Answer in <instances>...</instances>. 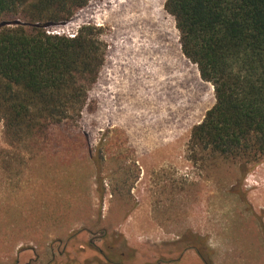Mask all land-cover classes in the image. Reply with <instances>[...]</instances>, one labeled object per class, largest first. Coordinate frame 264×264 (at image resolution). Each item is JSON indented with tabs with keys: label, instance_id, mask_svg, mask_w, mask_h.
Here are the masks:
<instances>
[{
	"label": "rangeland",
	"instance_id": "1",
	"mask_svg": "<svg viewBox=\"0 0 264 264\" xmlns=\"http://www.w3.org/2000/svg\"><path fill=\"white\" fill-rule=\"evenodd\" d=\"M107 1L46 27L93 26L102 43L79 117L15 145L0 123V264H205L196 235L211 264H264V154L189 149L213 85L182 53L165 0L149 23ZM20 21L0 15V27Z\"/></svg>",
	"mask_w": 264,
	"mask_h": 264
},
{
	"label": "trees",
	"instance_id": "2",
	"mask_svg": "<svg viewBox=\"0 0 264 264\" xmlns=\"http://www.w3.org/2000/svg\"><path fill=\"white\" fill-rule=\"evenodd\" d=\"M88 0H0V15L23 21L0 27V123L5 142L79 117L103 61L93 26L66 36L46 32ZM181 51L214 88L215 103L192 127L189 149L256 161L264 154V0H165ZM186 236V235H185ZM205 264L211 250L188 236Z\"/></svg>",
	"mask_w": 264,
	"mask_h": 264
},
{
	"label": "bare ground",
	"instance_id": "3",
	"mask_svg": "<svg viewBox=\"0 0 264 264\" xmlns=\"http://www.w3.org/2000/svg\"><path fill=\"white\" fill-rule=\"evenodd\" d=\"M162 1L163 0H108L107 2L110 4H113L112 7H113L114 16L119 17L121 13H124V12L128 13L130 11H133L134 13L132 14L133 18L131 22L133 23L134 22H148L149 23V22L154 21L155 19L154 16L157 17L158 15H160L161 10L159 7ZM261 188H264V185ZM254 199L255 198L253 197L251 198V200H254Z\"/></svg>",
	"mask_w": 264,
	"mask_h": 264
},
{
	"label": "built area",
	"instance_id": "4",
	"mask_svg": "<svg viewBox=\"0 0 264 264\" xmlns=\"http://www.w3.org/2000/svg\"><path fill=\"white\" fill-rule=\"evenodd\" d=\"M47 33H51V34H60V31L59 30H50V31H47Z\"/></svg>",
	"mask_w": 264,
	"mask_h": 264
}]
</instances>
